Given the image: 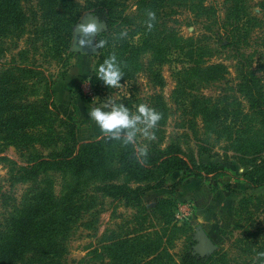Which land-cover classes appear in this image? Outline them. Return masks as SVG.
Wrapping results in <instances>:
<instances>
[{"label":"trees","instance_id":"obj_1","mask_svg":"<svg viewBox=\"0 0 264 264\" xmlns=\"http://www.w3.org/2000/svg\"><path fill=\"white\" fill-rule=\"evenodd\" d=\"M164 1L191 15L190 25H199L201 33L197 37L170 34L167 41H160L155 34L156 21L151 31L147 29L146 11L155 12V7ZM222 1L224 13L220 17L215 5H206V0H135V11L130 14L118 0H0V154L14 144L25 164L0 156L7 168L4 182L9 189L0 193L1 204L9 209L0 223V264H67L68 236L77 228L96 230L101 211L97 201L110 198L135 207L147 191L164 187L163 178L172 173L193 170L195 176L202 172L209 176L218 171L186 157L176 135L163 150L149 143L147 165L136 161L132 146L125 147L119 141H76L75 126L55 112L52 74L46 75L43 64H50V59L61 62L65 53L67 57L73 55L67 51L74 27L84 13L104 23L110 34L119 36L123 27L143 32L141 47L132 50L137 54L161 44L168 48L174 44L181 50L188 62L181 75L193 81L194 86L190 95L192 117L201 119L204 134L216 136L212 142L216 144L221 138L228 142L237 154L235 158L246 168L244 177L249 184L264 187V173L259 177L253 174L264 169V164L255 165L264 151L263 77L252 69L251 62L243 60L244 55L238 53L240 41L233 36L239 30L233 20L239 15L253 24L258 19L249 16L246 0ZM257 6L264 12V0ZM221 35L225 37L218 45ZM218 47L230 49L231 57L237 59L236 83L231 91L247 104L242 124L236 130L223 123L228 118L229 105L237 102L235 95L229 100L197 94V86L219 81L228 74V68L221 63L207 64L206 59ZM120 55L123 57V53ZM127 57L125 62L130 61ZM54 122L57 130L51 124ZM183 135L187 138V134ZM205 144L200 148L206 152L211 143ZM103 160L107 170L99 177L96 173ZM18 185L26 186L19 201L9 196ZM176 186L178 183L168 188L173 191ZM225 189L229 186L225 185ZM149 237L137 235L116 244L114 239L100 252L91 251L83 264H162L161 239ZM210 262L209 257L185 252L178 264Z\"/></svg>","mask_w":264,"mask_h":264},{"label":"rangeland","instance_id":"obj_2","mask_svg":"<svg viewBox=\"0 0 264 264\" xmlns=\"http://www.w3.org/2000/svg\"><path fill=\"white\" fill-rule=\"evenodd\" d=\"M118 1L124 4L126 14L135 11V0ZM260 1L246 0L249 16L256 17L258 22L253 24L246 16L239 15L233 20L239 29L233 36L240 41L238 53L244 55L243 60L251 62L252 69L258 70V75L263 77L264 82V12L257 6ZM209 4H214L218 15L223 16L222 0H206V5ZM155 13V34L159 35L160 41H167L166 37L170 34L176 37H197L201 33L199 25H190L191 15L185 14L175 5L169 6L164 1L155 7ZM89 19L95 17L84 13L75 27L80 23L85 24ZM100 25V32L93 37V43L105 39L108 41L105 48L95 50L92 55L71 51L74 27L67 51L73 55L67 57L65 53L62 55L63 61L50 59V64H43L46 75L52 74L55 112L60 119L75 126L76 141L83 144L103 138L98 126L88 117V112L99 107L105 99L111 97L132 112L136 111L139 104L144 103L162 113L163 119L155 130L156 140L147 142L138 137L141 143H154L163 150L176 135L186 157H193L197 164L214 166L218 171L209 176L203 172L200 176H195L193 170L172 173L163 178L164 187L147 191L135 207L110 198L97 201L101 203V211L96 221V230L92 232L77 228L68 236L65 255L67 264H83L82 260L87 259L91 251L100 249V252L102 246L109 245L114 239L115 244L122 243L137 235H150V240L161 239V250L164 252L160 262L178 264L185 252L199 254V227L203 228L215 246L213 250L206 248L205 254L201 255L211 258V264H260L257 253L264 251V187L254 188L249 184L244 177L246 168L235 158L237 154L228 147V142L224 138L219 139L216 144L212 142L211 138L216 136L204 134L201 119L192 117L190 95L194 93V86L193 81L181 75L182 70L188 66L181 50L174 44L171 48L161 44L153 50L137 54L132 50L141 47L143 32L140 33L135 27L130 30L123 27L121 31L126 30L127 36L119 40L117 34H110V29L103 23ZM224 37H219L218 45ZM122 46L127 47L122 51L118 50ZM112 53H115L124 73L120 81L123 87L119 89H109L96 78L99 65ZM120 53H123V57ZM232 53L230 49L218 47L210 58H205L207 64L221 63L226 66L228 74L219 81L197 86L200 91L197 94L213 99L229 97V100L231 95H235L237 102L229 105L228 118L223 123L225 127L236 130L242 124L247 104L235 91H231L236 83L234 66L237 62V59L231 57ZM126 57L130 58L129 62L124 61ZM28 95L31 97L29 93ZM51 124L57 130V122ZM183 133L187 134V138ZM207 136L210 139L206 140ZM206 141L212 146L209 145L205 152L200 147L206 146ZM19 155L14 144H10L0 154L19 165H25ZM263 164L264 151L255 162V165ZM106 170V160H103L96 175L102 177ZM249 170L253 171L252 168ZM261 173H264V169L253 172L254 177H259ZM6 177L7 168L0 162V193L9 190L4 182ZM174 183H178V186L171 191L168 187ZM225 185L229 186L228 190ZM130 186L134 187L135 184ZM25 187L18 185L10 191L9 196L19 201ZM6 202L10 203V198ZM1 203L0 195V223L9 211Z\"/></svg>","mask_w":264,"mask_h":264},{"label":"clouds","instance_id":"obj_3","mask_svg":"<svg viewBox=\"0 0 264 264\" xmlns=\"http://www.w3.org/2000/svg\"><path fill=\"white\" fill-rule=\"evenodd\" d=\"M146 16V26L151 31L156 21V13L147 10ZM100 27L101 25L95 19H91L86 25L80 23L77 26L81 35L77 42L79 47L94 50L105 48L108 45L107 40L100 39L93 43L91 39H88L95 37ZM126 36L125 30L119 33L118 38L123 39ZM123 77L124 73L115 53L104 59L96 75V78L109 89L123 87L120 83ZM104 101L99 107L92 108L88 112V117L98 126L106 141H119L125 147L132 146L136 161L141 165H147L149 144L141 143L140 139L147 142L156 140L155 130L163 119V114L144 103L139 104L136 111L132 112L123 103H116L111 97ZM257 258L260 264H264V251L257 253Z\"/></svg>","mask_w":264,"mask_h":264},{"label":"water","instance_id":"obj_4","mask_svg":"<svg viewBox=\"0 0 264 264\" xmlns=\"http://www.w3.org/2000/svg\"><path fill=\"white\" fill-rule=\"evenodd\" d=\"M96 19V18H95ZM91 19H89L87 22H85V25L90 21ZM97 21V19H96ZM98 22V21H97ZM99 23V22H98ZM102 24V23H99ZM104 24V23H103ZM100 32V29L97 33ZM81 38V35L77 29V27H75V35H74V42L72 44L71 47V51H73L74 53L77 54H85V55H92L95 54V50L92 48H81L78 45V40ZM88 39H91L93 41V37H89ZM197 237H198V241H199V247H198V253L199 255H204L206 248H210L211 250H213L215 248L213 242L211 241V239L207 236V234L205 233V231L203 230V228L199 227L197 229Z\"/></svg>","mask_w":264,"mask_h":264}]
</instances>
